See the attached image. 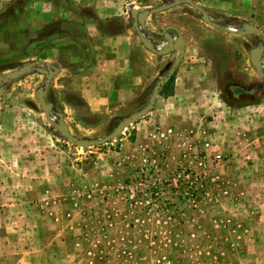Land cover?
Returning <instances> with one entry per match:
<instances>
[{
    "label": "rangeland",
    "instance_id": "rangeland-1",
    "mask_svg": "<svg viewBox=\"0 0 264 264\" xmlns=\"http://www.w3.org/2000/svg\"><path fill=\"white\" fill-rule=\"evenodd\" d=\"M69 1L3 0L0 8V77L21 73L0 85V186L4 192L0 197V264H264V79L257 75L248 54L258 44L264 48V40L256 35L238 37L241 56L238 80L233 83L238 87V151L224 150V145L214 141L204 150L194 147L190 162L172 167L165 152L150 151L151 140L158 141L157 132L165 121L162 110L153 109L156 99L146 115L104 144L72 145L54 125L62 121L78 142L94 141L148 107L156 85L172 69L176 57V52L156 55L153 51L167 44L165 35L182 36L188 48L186 62L192 63L196 33L203 31L201 15L181 3L140 19L142 12L174 0H115L122 5L120 14L97 30L87 28L91 16H96L93 8L80 13L88 18L84 25H44L38 19L45 2L67 7ZM192 2L218 20L233 19L238 9L243 20L258 17L264 28L262 1ZM133 10L138 12L134 17ZM100 33L125 36L128 50L120 54L128 64L124 94L112 97L114 88L109 89L107 106L94 111L92 99L81 98L69 83L80 74L73 59L84 58ZM139 33L147 40V50ZM80 35L86 38L82 44ZM113 48L117 57V47ZM95 51L89 60L98 59ZM45 59L51 60L53 68L42 63ZM27 65L32 67L24 71ZM94 66H88V73ZM108 68L114 71L113 66ZM48 72L54 75L45 90ZM44 91V103L51 106L50 120L36 99ZM227 95H232L231 90ZM136 145L146 150V156L124 175L120 168ZM215 153L224 157L223 164L211 163ZM199 159L206 162L205 167H197ZM143 160L154 161L158 173L149 166L143 169ZM30 163L35 167L29 168ZM180 167L205 176L192 175L178 183L175 175ZM30 173L35 176L32 189V184H26ZM44 174L66 189L64 199L42 197ZM15 175L24 180L11 184ZM143 176L159 179L155 189L143 186ZM26 189L34 197L27 199ZM69 190H77L79 199H72Z\"/></svg>",
    "mask_w": 264,
    "mask_h": 264
},
{
    "label": "crops",
    "instance_id": "crops-1",
    "mask_svg": "<svg viewBox=\"0 0 264 264\" xmlns=\"http://www.w3.org/2000/svg\"><path fill=\"white\" fill-rule=\"evenodd\" d=\"M257 1H262L264 4V0ZM117 2L115 0H70L67 7L60 5L61 3L56 7L51 3L46 4L45 2L43 4L44 14L39 16L38 19L42 20L44 25L54 22L74 23L75 25L80 22V24L84 25L88 23V18L80 16V13H82L83 9L93 8L96 16H91L93 20L89 22L90 27L87 28L97 30L100 24L111 23L114 20L113 16L120 14L122 5ZM2 5L3 0H0V8H2ZM236 10V15L232 17L233 19L229 20L213 19L204 10L208 21L223 30L211 27L202 20V16L198 19L201 22L199 26L203 31L196 33L198 35L194 42L197 44V47L195 48L194 61L192 63L186 62V59L189 57H187L188 48L185 38L182 36L174 38L173 36L165 35L167 40L166 45H172L169 53L176 52L175 60L179 58V61L170 77L169 73L171 70L162 77L161 81L164 79H167V81L159 87L153 109L156 108L157 111L158 109L162 110V113L165 115L163 116L165 121L164 126H161L160 129L161 131L170 130V133L167 134L166 141H159L158 136H156L161 145L157 144V140H151L158 147L155 148L154 145H151L150 151L152 153L165 152L168 156V166L174 167L178 164H187L190 162L189 159L191 157L189 152H192L195 149L194 147L197 146L200 149H204L205 144L209 146L214 141L221 146L224 145V150L232 148L235 152L238 151V87L233 85L238 80V57L241 56L238 51V37L256 35L263 40L264 38L256 33L239 36L228 33L224 29L240 33L245 31V26H252L264 33V28L258 24V17L250 21L247 19L243 20L242 17L238 16V9ZM239 25H242L241 30L234 29V27H238ZM85 39L80 35L81 44ZM169 39L171 40V44H169ZM144 40L147 43L145 38ZM176 44L179 45L174 48ZM95 47L98 49V59L96 61L89 60L95 54V50H97ZM113 47H117L115 51L117 57L114 54L115 48ZM125 47V36L122 35V39H120V36L108 37L105 33H100L97 34L94 47L92 48L91 45V49L85 54L87 58H81L80 55V59L79 55H77L73 59L77 65L76 71H80V74L74 76L73 82L69 83V86H72L73 90L81 98L89 102L92 99L91 102L94 105L92 110L98 111L102 107L107 106L108 99H110L109 95L107 96L109 89L114 88L111 92L112 97L116 96L117 98L121 94H124L122 90L126 86L123 81H125L124 73L127 70L125 65L128 63L125 61V55H121L120 52H123ZM143 47L147 50L146 46L143 45ZM82 48L84 49L83 45ZM179 48H183V51H179ZM255 48L261 49L259 59H264V48L258 44L249 50V60L250 52ZM125 50L127 51L128 49L126 48ZM42 63L49 68H53L50 64L51 60L45 59ZM90 64H95V66L91 73H88V66ZM109 65L113 66V72H109ZM61 71L60 69L59 74H61ZM261 71H264V62L261 64ZM54 72H56V69ZM49 85L50 82L48 87ZM168 88V94H165L164 91ZM229 90L232 92L231 96L227 95V91ZM164 95H166L165 98ZM218 147L221 149L219 145ZM145 153L146 150L137 147V145L132 151L130 149L124 161L126 165L120 168L123 174L126 175L129 167L137 163L141 156H146ZM41 164L45 166V161ZM32 166L35 167V163L28 165L29 168H33ZM33 175L32 173L27 175L26 180V184H32L30 186L31 189L35 187V176ZM14 179L10 181L11 184H18L24 180L18 175H15ZM1 182L0 180V185L2 184ZM40 183L42 184L41 195L43 198L64 199L63 193L66 192V189L56 185V183H53L46 176L43 177ZM77 190H69L72 191V199L74 200L80 197V193ZM13 192L16 193V191ZM3 193L0 186V197ZM68 193L70 194V192ZM10 196L11 199L15 197L12 194ZM32 197H34L32 191L26 189V198ZM59 214L61 215L62 212H59ZM63 214L66 213L64 212Z\"/></svg>",
    "mask_w": 264,
    "mask_h": 264
},
{
    "label": "water",
    "instance_id": "water-1",
    "mask_svg": "<svg viewBox=\"0 0 264 264\" xmlns=\"http://www.w3.org/2000/svg\"><path fill=\"white\" fill-rule=\"evenodd\" d=\"M181 3H187V4L191 5L198 13L201 14L202 20L205 23H207L208 25H210L211 27L223 30L219 26L209 22L207 14L205 13V11L203 9H201L198 5L194 4L191 0H174L172 3H169L168 5H165V6H162V7H158V8H155V9H151V10H148V11H144V12H142L139 15V17H140V19H145L146 17H148L151 14L170 9V8H172L174 6H177V5L181 4ZM137 14H138L137 11H135V10L131 11V16L132 17L136 16ZM244 28H245V31L240 32V33H236V32H233V31H230V30H225V29H224V31H226L228 33L236 34V35H239V36H242V35H245V34H249V33H256V34H259L260 36H262L264 38V33L262 31H260L259 29L255 28V27H252V26H245ZM138 35H139V38H140L141 42L143 43V45L148 48V43H146V41L144 40L142 35L140 33ZM169 44H171V40L170 39H169ZM178 45L179 44H176L174 46V48L177 47ZM171 48H172V45H169V46L165 45V46H163V49L161 51H158V52L153 51V52L156 53L157 55H162L163 53L169 52L171 50ZM260 52H261L260 48H255V49L251 50V52H250V60H251V63L254 65V67L256 69V72L259 75V77L264 79V73H262V71H261V64L264 62V59H259ZM178 61H179V58H177L175 60V62L173 64V67H172V69H171V71L169 73V77L171 76L172 72L174 71L175 67L177 66ZM34 64H39V62H36ZM31 67H32V65H27L24 68V71H28ZM20 75H21V73H16V72L15 73L5 74L4 76L0 77V85H1V83L3 81H5L7 79L18 78ZM52 75H53V73H51V72H48L46 74L45 90L48 88V84L50 82V79H51ZM166 81H167V79H164V80L160 81L156 85L155 90L153 92V95H152V97L150 99V103H149L148 107H146L145 109L141 110L137 114L130 116L127 120L119 123L118 126L112 131V133H110L108 136H106V137H104L102 139L94 140V141L78 142L69 134L67 126L64 125L62 121L60 123V126H58V125H54V126L58 129V131L62 135V137L67 139V141L70 144H72V145H76V146L85 148V147H89V146H94V145H100V144L107 143V142L111 141L112 139H114L115 137H117L121 133V131L124 129V127L126 125L131 124L135 120L139 119L140 117H142V116H144V115H146L148 113V111L152 108V106L154 104V101H155V98L157 96L159 87L163 83H165ZM45 92L46 91H44L42 93H39L37 95L36 99L40 103V106H41L44 114L46 115L48 120H50L49 111L51 110V106L44 103ZM0 95H2V90L1 89H0Z\"/></svg>",
    "mask_w": 264,
    "mask_h": 264
},
{
    "label": "built area",
    "instance_id": "built-area-1",
    "mask_svg": "<svg viewBox=\"0 0 264 264\" xmlns=\"http://www.w3.org/2000/svg\"><path fill=\"white\" fill-rule=\"evenodd\" d=\"M169 133H170V130L157 132V136H158L159 141L160 140L166 141L167 137H168L167 134H169ZM207 147H208V145L205 144L204 145V149H206ZM224 160H225L224 157L220 153H215L211 157V161H212L211 163L214 166H219V165L223 164ZM143 164H144L143 167H142L143 169H146V167L149 166L150 169H153V173H158L159 168H158V165L154 161L150 162V161H147V160H143ZM205 164H206V162L203 159H199L198 162H197V167H199V168L205 167ZM140 172H142V169H140ZM192 175H194L195 178H200L201 176L204 177L205 173L202 172V175L196 174V173L192 174V172L181 168V169H178V171H176V175L175 176H176L177 182L179 183L180 181L184 180L185 178H187V179L188 178H192ZM158 182H159V179L157 177H153V176L146 177V176H143V183H144L143 186L148 187L150 190L152 188L155 189L156 184Z\"/></svg>",
    "mask_w": 264,
    "mask_h": 264
}]
</instances>
